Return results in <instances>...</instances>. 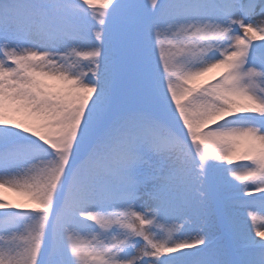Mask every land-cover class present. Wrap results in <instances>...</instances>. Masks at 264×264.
Wrapping results in <instances>:
<instances>
[{"label": "snow or ice", "instance_id": "6c2138e0", "mask_svg": "<svg viewBox=\"0 0 264 264\" xmlns=\"http://www.w3.org/2000/svg\"><path fill=\"white\" fill-rule=\"evenodd\" d=\"M0 264H264V0H0Z\"/></svg>", "mask_w": 264, "mask_h": 264}, {"label": "bare ground", "instance_id": "6f19581e", "mask_svg": "<svg viewBox=\"0 0 264 264\" xmlns=\"http://www.w3.org/2000/svg\"><path fill=\"white\" fill-rule=\"evenodd\" d=\"M5 194H6V195L9 197V199H11L13 202H16V200L19 199V197H18L15 193H13V192H11V191H6Z\"/></svg>", "mask_w": 264, "mask_h": 264}]
</instances>
